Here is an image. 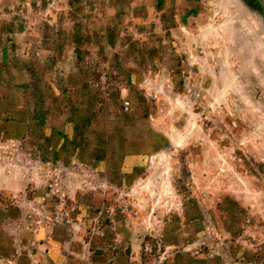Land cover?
<instances>
[{"label": "rangeland", "instance_id": "374dc122", "mask_svg": "<svg viewBox=\"0 0 264 264\" xmlns=\"http://www.w3.org/2000/svg\"><path fill=\"white\" fill-rule=\"evenodd\" d=\"M42 83L78 130L41 204L0 192V264H41L50 239L64 264H264L259 0H0V119ZM3 144V170L39 180Z\"/></svg>", "mask_w": 264, "mask_h": 264}, {"label": "crops", "instance_id": "0c3cea01", "mask_svg": "<svg viewBox=\"0 0 264 264\" xmlns=\"http://www.w3.org/2000/svg\"><path fill=\"white\" fill-rule=\"evenodd\" d=\"M137 84H141V80H137ZM142 85V84H141ZM48 83H42L40 86L41 98L36 102L31 97L27 98L26 107L21 108L17 102H8L6 105V112L8 117L0 119V143L7 146L8 142L15 144L16 148H9L10 154L13 156L24 155L29 161L30 168L26 171H32L36 168L40 171V178L37 180L33 173L27 174L22 179L14 181L12 172L3 170L0 161V171H4L0 179V192L7 194L24 193L30 205L38 206L43 202V195L37 194L36 191L42 189L46 185V172L49 169V160L60 163V155L64 154V140L76 138V131L78 130V119L73 113H70L64 106L63 95H59V91L54 88L58 98L55 107L50 106L52 94H50ZM155 98V96H154ZM50 107V109H49ZM156 121V120H155ZM88 124H94L92 117L87 118ZM157 128L155 131L162 133L163 137L169 139L170 134L166 129L160 126L159 121L156 122ZM50 138L51 142H50ZM168 141V140H167ZM24 144L23 148H19L18 144ZM14 146V145H13ZM77 148L74 146L73 154ZM144 153V152H143ZM141 152H129L123 160L125 172L130 175V170L140 168V162L143 158ZM145 154V153H144ZM11 160V159H10ZM9 160V161H10ZM8 161V162H9ZM56 170H59L57 167ZM133 172V171H131ZM32 193L27 196L30 192ZM47 256L45 260H39L41 264L47 262L51 264H64L61 243L55 239H50L47 245ZM35 261V263H38Z\"/></svg>", "mask_w": 264, "mask_h": 264}, {"label": "built area", "instance_id": "2783aa9c", "mask_svg": "<svg viewBox=\"0 0 264 264\" xmlns=\"http://www.w3.org/2000/svg\"><path fill=\"white\" fill-rule=\"evenodd\" d=\"M124 111H128L129 109V103H124V107H123Z\"/></svg>", "mask_w": 264, "mask_h": 264}, {"label": "water", "instance_id": "95a60500", "mask_svg": "<svg viewBox=\"0 0 264 264\" xmlns=\"http://www.w3.org/2000/svg\"><path fill=\"white\" fill-rule=\"evenodd\" d=\"M259 2L261 3V5H262L263 8H264V0H259Z\"/></svg>", "mask_w": 264, "mask_h": 264}]
</instances>
